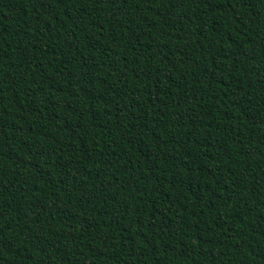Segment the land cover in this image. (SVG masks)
<instances>
[{
  "label": "trees",
  "instance_id": "obj_1",
  "mask_svg": "<svg viewBox=\"0 0 264 264\" xmlns=\"http://www.w3.org/2000/svg\"><path fill=\"white\" fill-rule=\"evenodd\" d=\"M0 264H264V0H0Z\"/></svg>",
  "mask_w": 264,
  "mask_h": 264
}]
</instances>
